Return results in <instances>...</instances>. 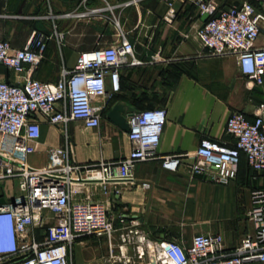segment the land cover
<instances>
[{"label": "built area", "instance_id": "obj_1", "mask_svg": "<svg viewBox=\"0 0 264 264\" xmlns=\"http://www.w3.org/2000/svg\"><path fill=\"white\" fill-rule=\"evenodd\" d=\"M161 16L166 24L178 18L176 0H165ZM193 3L206 18L198 29L205 55H234L241 72L254 84L264 83V0H241L227 6L217 0H179ZM112 6L87 7L63 16L87 17L112 10ZM118 25L117 19L114 20ZM121 39L111 45L80 51L71 68H64L57 81L33 76L53 34L34 31L28 43L12 47L0 38V63L22 77L19 82L0 81V132L10 137L36 140L41 123L67 124L82 121L98 127L102 110L120 89V66L135 63L133 43L120 30ZM109 84V88H108ZM104 99L103 105L95 103ZM131 141L128 154L118 160L83 163L75 160L70 144L51 151L50 161L32 166L26 158L0 155V179L16 178L22 193L0 204V264H72L75 243L105 237L111 248L115 233L133 246L136 261L124 264H247L264 261V187L251 191L247 217L253 232L245 235L231 254L224 252L221 234L197 233L186 245L176 239L153 238L136 219L110 209L111 194L119 193L118 182L130 181L138 163L161 159L164 168L176 170L181 154L159 156L157 148L167 120L164 107H148L127 116ZM226 131L233 143L208 136L200 139L190 169L216 183L236 178L240 158L257 174L264 172V101L257 104L253 119L233 110ZM144 186L148 183L144 182ZM100 188L103 199H95ZM49 212V213H48ZM41 230V238L34 229ZM127 230H129L127 232ZM130 233L135 235L130 236ZM7 235V239L5 238Z\"/></svg>", "mask_w": 264, "mask_h": 264}, {"label": "crops", "instance_id": "obj_2", "mask_svg": "<svg viewBox=\"0 0 264 264\" xmlns=\"http://www.w3.org/2000/svg\"><path fill=\"white\" fill-rule=\"evenodd\" d=\"M217 1L227 6L241 0ZM106 4L112 10L87 17L63 16ZM175 6L177 20L166 24L161 18L167 8L165 0H0V38L9 40L12 47L25 46L34 31L53 34L33 72L37 79L57 81L64 68L74 66L80 51L119 42L120 30L127 33L138 60L120 66V89L102 110L98 127L76 120L67 124L42 121L36 140L0 132V155L43 166L54 148L69 143L78 162L118 160L129 153L131 141L128 130L108 118L112 106L122 102L135 110L164 107L167 120L157 153L181 154L182 164L171 170L162 166L160 158L138 163L133 180L118 182L120 191L111 194L110 209L127 220H138L140 228L157 239H176L188 245L197 233L221 234L224 252L231 254L254 230L247 211L252 189L264 187V172L255 173L242 155L236 178L222 184L193 173L190 166L202 137L233 143L226 131L230 113L240 110L253 119L257 104L264 101V83L254 85L234 55H205L198 29L206 16L191 2L176 0ZM257 44H264V33ZM21 79L0 63V81ZM95 103L103 105L104 99L96 98ZM99 190L95 199L104 198ZM21 193L16 178L0 179V203L12 202ZM34 233L41 238L40 229Z\"/></svg>", "mask_w": 264, "mask_h": 264}, {"label": "rangeland", "instance_id": "obj_3", "mask_svg": "<svg viewBox=\"0 0 264 264\" xmlns=\"http://www.w3.org/2000/svg\"><path fill=\"white\" fill-rule=\"evenodd\" d=\"M129 230H127L128 232ZM135 235L130 233V236ZM124 243L119 233H115L113 247L105 237H91L82 244L74 245L71 251L73 264H124L127 259L132 263L136 261L133 246L128 244L126 250H121L120 244Z\"/></svg>", "mask_w": 264, "mask_h": 264}, {"label": "water", "instance_id": "obj_4", "mask_svg": "<svg viewBox=\"0 0 264 264\" xmlns=\"http://www.w3.org/2000/svg\"><path fill=\"white\" fill-rule=\"evenodd\" d=\"M135 110L134 107L127 106L122 102L115 103L108 111L107 116L110 120L116 123L118 126L125 130H129V124L127 122V115ZM1 201L0 204H2Z\"/></svg>", "mask_w": 264, "mask_h": 264}]
</instances>
